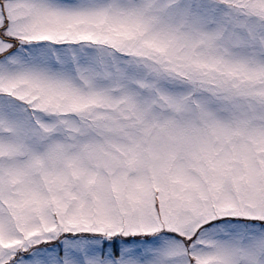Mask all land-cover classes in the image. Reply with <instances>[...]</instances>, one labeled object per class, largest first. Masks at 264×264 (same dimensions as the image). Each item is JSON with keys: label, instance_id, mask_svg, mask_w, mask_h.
<instances>
[{"label": "snow or ice", "instance_id": "6c2138e0", "mask_svg": "<svg viewBox=\"0 0 264 264\" xmlns=\"http://www.w3.org/2000/svg\"><path fill=\"white\" fill-rule=\"evenodd\" d=\"M0 264H264V0H0Z\"/></svg>", "mask_w": 264, "mask_h": 264}]
</instances>
